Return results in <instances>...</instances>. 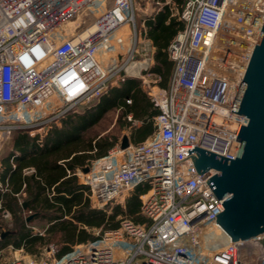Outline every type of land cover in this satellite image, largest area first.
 Segmentation results:
<instances>
[{"label": "built area", "instance_id": "built-area-1", "mask_svg": "<svg viewBox=\"0 0 264 264\" xmlns=\"http://www.w3.org/2000/svg\"><path fill=\"white\" fill-rule=\"evenodd\" d=\"M97 3L0 0V148L13 130H47L67 113L88 106L114 80L150 73L152 45L145 17L136 29L133 0H112L81 31L67 30ZM156 3L169 5L183 28L166 48L173 63L169 90H149L158 109L152 117L153 131L124 148L119 139L83 166L87 171L81 167L72 173L96 209L106 210L135 187H145L139 214L146 220L136 223L124 214L116 228L98 231L94 239L74 244L59 258H31L23 246L0 245V264H264V230L236 241L227 235L218 249L204 243L206 230L219 225L214 215L223 210V198H217L205 181L217 170L198 174L186 155L196 145L235 157V138L246 118L231 107L263 19L252 47L240 54L243 69L230 83L220 69L212 68V63L223 65L213 53L219 51L217 31L227 6L235 3V8L239 1L183 0L180 7L172 0ZM89 26L93 29L84 34ZM125 26L132 29L125 55L113 58L110 66L104 64L100 55H107L114 44L123 47L116 39ZM6 189L0 181V190ZM10 214L2 211L3 217Z\"/></svg>", "mask_w": 264, "mask_h": 264}, {"label": "trees", "instance_id": "trees-1", "mask_svg": "<svg viewBox=\"0 0 264 264\" xmlns=\"http://www.w3.org/2000/svg\"><path fill=\"white\" fill-rule=\"evenodd\" d=\"M174 1L180 7L183 0ZM144 24L152 45L150 72L158 73L163 84L173 67L166 48L183 23L171 15L165 4L146 16ZM112 109L121 111L120 115H130L127 124L138 122L130 131L133 143L152 133V117L158 109L141 88L140 80L132 76H123L119 86L110 87L79 111L67 113L60 119V126L52 127L40 141L37 134L30 135L27 129L13 130L11 147L0 157V181L7 188L0 190V245L23 246L33 253L37 245L57 236L59 258L73 243L95 238L87 228H116L119 222L114 218L119 213L125 212L136 223L146 220L139 214V196L145 187L133 189L125 199L124 209L117 205L107 213L90 206L85 187L79 186L72 175L90 159L105 154L120 138L102 136L92 142V138L84 137V132ZM4 209L11 213L12 228L1 223ZM28 211L46 220L47 236L27 228L32 221L26 220Z\"/></svg>", "mask_w": 264, "mask_h": 264}, {"label": "water", "instance_id": "water-1", "mask_svg": "<svg viewBox=\"0 0 264 264\" xmlns=\"http://www.w3.org/2000/svg\"><path fill=\"white\" fill-rule=\"evenodd\" d=\"M231 110L246 118L235 138L239 141L235 157L196 145L188 148L186 155L198 174L208 168L217 170L205 179L216 197L223 198V210L214 217L236 241L264 230V18ZM128 144V136L122 135L119 146ZM82 170L87 171V167ZM34 216L35 213L29 214L26 220Z\"/></svg>", "mask_w": 264, "mask_h": 264}, {"label": "rangeland", "instance_id": "rangeland-1", "mask_svg": "<svg viewBox=\"0 0 264 264\" xmlns=\"http://www.w3.org/2000/svg\"><path fill=\"white\" fill-rule=\"evenodd\" d=\"M112 0H97V5H95V10L94 11H85V14L83 13L79 19L74 20V22L70 23L69 26L67 27V30L72 31L73 33L81 31L87 23L97 14L100 13L103 9L108 7L110 5ZM174 6L177 7L176 3L174 0ZM100 3V5H99ZM133 5H134V15H135V23H136V29L138 30L141 24V20H143L144 17H146L148 14L153 13L156 8L159 6L156 3V0H133ZM100 6V9L98 7ZM79 23V26L75 29H73L74 26H76ZM122 30V35L124 36L122 39L123 44L127 43L126 36L127 34L131 32V28L125 26ZM128 37V36H127ZM122 54V51L120 52ZM240 57V56H239ZM238 57V59H239ZM119 58V57H118ZM104 64L106 63L103 61ZM147 93L148 97L150 98L149 95V90H145ZM121 111L112 109L109 110L97 123L93 124L91 127H89L85 132H84V137L85 138H99L102 136H106L110 138L111 140L115 138H119L121 135H127L131 131V127L138 122H133L129 125L127 124L128 118L127 116L120 115ZM54 126H60V123H54L52 124V127ZM52 127L48 128L47 130L45 129H39L37 128L36 130L30 131V129L27 131L30 135H35L37 136H44L47 131H49ZM11 140H12V133L9 135L7 140L2 144L0 148V157L4 155L7 150L11 147ZM95 158V157H94ZM94 158L90 159L89 161L86 162L85 165H89V163L94 160ZM84 165V166H85ZM130 194V193H129ZM128 194V195H129ZM127 195V196H128ZM125 199L126 197L121 201V198L117 200V202H113L106 208L107 213H111L113 208L115 206H120L122 209L125 208ZM91 206V203H90ZM125 212L119 213L115 216L114 220H119L120 216L124 215ZM1 223L5 227L12 228L14 226L12 216L10 214V217H2L1 218ZM48 223L45 220L42 219H34L31 222L27 224V228L32 232V233H38L47 236L45 233V228L47 227ZM104 229V228H103ZM98 231H102L101 228H87V232L91 234V236H95ZM57 237V236H56ZM56 237L50 241L46 242L41 245H37L35 247V251L33 253L27 252L24 248V254L28 255L31 258H41V257H47L50 258L52 256L56 257V250L58 249V244H55L56 242ZM79 242H75L71 245V247ZM49 251V252H48Z\"/></svg>", "mask_w": 264, "mask_h": 264}, {"label": "bare ground", "instance_id": "bare-ground-1", "mask_svg": "<svg viewBox=\"0 0 264 264\" xmlns=\"http://www.w3.org/2000/svg\"><path fill=\"white\" fill-rule=\"evenodd\" d=\"M238 1L237 8L236 6L234 8L235 3L228 4L226 15L217 31L219 51H214L213 55L217 56V60L223 65L212 63V68L220 69L230 83L235 78L236 72L243 69L245 60L241 62L238 57L241 53L247 54L252 47L258 26L264 16V0ZM92 29L93 27L89 26L82 32L85 34ZM227 240L228 236L220 225L215 224L206 230L204 243L206 242L207 247L212 250L220 248Z\"/></svg>", "mask_w": 264, "mask_h": 264}, {"label": "crops", "instance_id": "crops-1", "mask_svg": "<svg viewBox=\"0 0 264 264\" xmlns=\"http://www.w3.org/2000/svg\"><path fill=\"white\" fill-rule=\"evenodd\" d=\"M160 7L161 6H158L156 8V10H158ZM122 37H123L122 30H119V32L117 33V39H116V41L118 42V41L122 40L123 39ZM110 49L111 50L108 52L107 55H100V59L102 61H105L107 64H109V66L112 63L111 61H113L112 60L113 58H114V60H118V59H121L125 55L126 46H125V44H123V47H120L118 44H114V46L111 47ZM121 51H122V54H120ZM172 69H173V67H172ZM172 69H171L170 73L168 74L166 80L163 82V84H161L162 82H161L160 75L158 73H156V72H150L149 74L148 73L147 74H144L143 77H137V76H132V75H130V76L136 77V78H138L140 80V86H141V88L143 90H157V89L158 90H169L170 78H171V75H172ZM122 78H123V76L120 77V78H118V79H116V80H114V82L111 84L110 87L119 86L120 81H121ZM137 125H138V123H137ZM121 136H120V138H121ZM127 136L129 138V142H132L133 143V141H132V139L130 137V132L127 134ZM41 138H42V136H38V139H39L38 141H40ZM95 140H96V138H92V142H94ZM91 152L92 153L95 152V149L93 151H91ZM83 166H81V167H83ZM81 167L80 168H76L75 171H77L78 169H81ZM67 172L69 173L68 170H67ZM21 194L24 195V192H22ZM31 213H32L31 211H28V215L31 214ZM34 219H39V218L36 217V216H34L31 220H34Z\"/></svg>", "mask_w": 264, "mask_h": 264}]
</instances>
